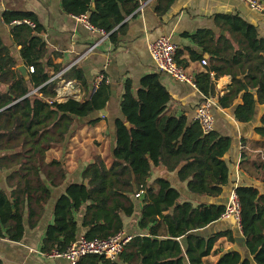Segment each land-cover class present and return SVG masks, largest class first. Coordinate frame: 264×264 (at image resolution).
I'll list each match as a JSON object with an SVG mask.
<instances>
[{"label": "trees", "instance_id": "16d2710c", "mask_svg": "<svg viewBox=\"0 0 264 264\" xmlns=\"http://www.w3.org/2000/svg\"><path fill=\"white\" fill-rule=\"evenodd\" d=\"M147 1L60 0V6L67 15L85 16L93 28L113 41L125 27L124 20L134 17L139 5ZM155 2V13L162 17L174 0ZM214 19L229 36L215 37L209 30L190 36L202 55H208L207 66L192 81L204 99H215L220 109L234 107V120L246 124L254 119L256 106H264V39L237 15H216ZM2 20L10 27L12 47L18 48L28 80L17 71L11 47L0 38V85L6 87L4 93L0 92V171L7 173L6 185L11 190L6 193L0 189V239L20 242L25 233L24 215L28 228L34 229L51 191L64 187L54 202L53 221L41 241L44 255L67 249L80 237V230L86 240H105L122 233L139 200L135 220L138 233L129 235L131 239L122 252L113 260L89 255L76 264H264V195L256 188L240 185L234 189L240 206L238 227L252 257L249 260L235 250L220 253L214 248L221 237L231 241V233L205 236L201 231L221 219L225 206L182 201L179 191L164 178L148 182L151 169L163 167L167 172L176 171L191 195L217 198L229 178L224 156L231 139L213 130L204 133L184 114L172 115L167 110L170 94L158 74L143 76L136 94L130 81L125 82L119 102L121 117L114 121L109 155H93L80 181L66 184L63 156L61 160L54 153L68 152L75 119L87 121V126L100 122L95 116L109 100L107 77L100 74L103 80L91 94L95 80L90 86L81 69L71 67L60 79L76 80L89 93L81 101L69 98L57 102L59 78L52 77L63 67H52L51 75L50 63L43 62L46 44L37 18L28 12H4ZM179 53L175 62L183 69ZM222 76H229L231 83L227 92L219 95L214 81ZM255 133L264 139V114ZM249 158L239 167L264 183V160ZM138 192L142 195L136 199ZM210 257L216 260L210 261Z\"/></svg>", "mask_w": 264, "mask_h": 264}, {"label": "crops", "instance_id": "0c3cea01", "mask_svg": "<svg viewBox=\"0 0 264 264\" xmlns=\"http://www.w3.org/2000/svg\"><path fill=\"white\" fill-rule=\"evenodd\" d=\"M155 1L148 0L141 3L136 10V15L129 16L124 20L125 27L113 41L108 36L101 41L100 32L86 29L78 19L65 14L61 9L60 0H0V38L5 46L11 47L13 57L17 54L18 57H14L18 62L17 67L23 64L20 62L18 48L12 47L10 27L4 24L3 13H32L42 26L41 37L46 44V56L43 62L50 63L49 72L51 75L52 67H63L59 73L52 77V79L59 78L55 89L57 102H64L69 98L75 101L84 100L86 94L91 91V81L101 73L107 77L109 100L103 112L95 116L101 119L100 122L94 126H87L85 123L87 121L75 119L73 133L68 138L67 149L69 150V146L71 149L73 144H69V142L74 140L78 145V156L76 160L63 158L67 169L66 184L80 181L81 172L93 155L102 157L109 155L113 147V125L115 119L121 117L119 102L127 80L131 83L132 92L136 94L143 76L158 74L161 84L171 97L167 110L176 117L184 114L188 120H194V114L204 102V98L194 86L173 81L156 69L148 54V45L155 39L167 36L177 46V51H180L179 60L185 64L183 70L192 79L196 73L203 71L207 66L208 55H202L201 49L192 42L190 36L200 30H209L215 37L225 36L228 38L229 36L216 26L214 19L216 15H237L254 26L258 35L264 39V15L251 11L239 0H174L162 17L155 13ZM98 42L100 43L97 47L86 55L87 50ZM191 55H194L196 59L202 56V59L193 60ZM203 60L205 65L201 64ZM24 67L27 72L26 66ZM71 67L79 68L83 72L90 85V90L87 93L76 80L60 79L61 74ZM214 82L215 90L219 95L226 93L231 83L229 76L219 77ZM5 90L6 87L0 85V92L4 93ZM210 101L214 116L212 130L219 136L231 139L230 148L224 156L229 170V178L222 194L217 198L193 196L188 192L185 182L178 180L176 171L167 172L163 167L152 168L148 182L151 184L157 178L167 179L179 191L180 200L190 201L193 204L226 206L230 195L240 185H251L258 190L260 195H264V183L249 177L239 167L240 163L250 160L249 155L255 156L258 160H264V139L255 133V128L260 126L264 106L257 105L254 119L249 123L240 124L234 120V107L220 109L215 99H210ZM242 152H244V157H242ZM6 176V172L0 171V189L8 193L11 190L6 185ZM63 190L64 187L51 191L44 214L34 229L28 228L24 215L25 233L20 242L0 239V261L2 264H68L63 259L48 258L41 252V241L45 229L53 221L54 202ZM140 195L142 193L139 194V197H141ZM135 206L134 216L124 222V227L127 224L126 230H123L124 234L126 232L127 235L138 233L135 220L140 210L139 200H136ZM201 231L205 236L231 233V241L226 237H221L214 248L220 253L235 250L241 256L252 260L246 251L245 240L239 227L233 220L220 219ZM81 234L80 230V236H82ZM209 260L215 261L216 257H210ZM253 264L255 263L253 262Z\"/></svg>", "mask_w": 264, "mask_h": 264}, {"label": "built area", "instance_id": "2783aa9c", "mask_svg": "<svg viewBox=\"0 0 264 264\" xmlns=\"http://www.w3.org/2000/svg\"><path fill=\"white\" fill-rule=\"evenodd\" d=\"M239 1L245 4L251 11L264 15V0ZM75 18L78 19L86 29L98 31L89 24L85 16ZM24 23L33 27V24L29 21H24ZM100 33L102 37L101 41L107 38V34L103 32ZM100 42L93 44L87 50L86 55L91 53ZM176 52L177 46L172 43L167 36H160L148 45V54L160 73L166 75L173 81L194 86L192 77L187 76L184 70L176 64ZM201 64L205 65V61H201ZM32 70V68H29V72H32ZM102 80L103 77L100 75L95 79L91 87V94L95 92ZM105 80L107 81V79ZM194 120L199 124L204 133L212 131L214 116L211 110L210 99H204V102L198 107L194 114ZM139 194H136L135 197L138 198ZM239 211L240 206L233 192L228 199L221 219H233L236 224L239 225ZM130 239L131 236L125 235L123 232L105 240H86L83 236H80L64 251L54 250L46 256L51 259H63L68 264H76L79 259L89 255L104 256L107 259L113 260L122 252L124 245Z\"/></svg>", "mask_w": 264, "mask_h": 264}, {"label": "rangeland", "instance_id": "374dc122", "mask_svg": "<svg viewBox=\"0 0 264 264\" xmlns=\"http://www.w3.org/2000/svg\"><path fill=\"white\" fill-rule=\"evenodd\" d=\"M73 142H69V144H73V145H72L71 149H70V146H69V150L66 153V155L59 154V151H58V152L54 153L55 157L62 158V156H63V158H65V160H76V157L78 156V151H77L78 150V145L76 144V142L74 140H73Z\"/></svg>", "mask_w": 264, "mask_h": 264}, {"label": "water", "instance_id": "95a60500", "mask_svg": "<svg viewBox=\"0 0 264 264\" xmlns=\"http://www.w3.org/2000/svg\"><path fill=\"white\" fill-rule=\"evenodd\" d=\"M93 9H94V7L92 6V7H91V10H93ZM14 57L17 58V57H18L17 54H15ZM17 71L21 74V76H22L25 80H28V74H27L26 69H25V67H24L23 65H19V66L17 67ZM245 91H247V88H246V87H245ZM102 112H103V111H101L100 113H102ZM125 126H126V127H129L128 123H125Z\"/></svg>", "mask_w": 264, "mask_h": 264}]
</instances>
